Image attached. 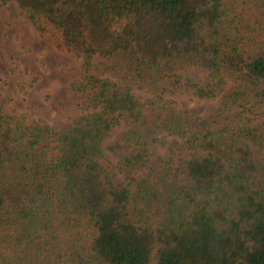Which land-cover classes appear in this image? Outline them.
Segmentation results:
<instances>
[{"label": "trees", "instance_id": "obj_1", "mask_svg": "<svg viewBox=\"0 0 264 264\" xmlns=\"http://www.w3.org/2000/svg\"><path fill=\"white\" fill-rule=\"evenodd\" d=\"M13 1L81 57V74L79 112L59 127L0 105V264H264V28L251 23L262 12ZM184 90L217 111L164 98ZM118 127L105 149L119 184L102 163Z\"/></svg>", "mask_w": 264, "mask_h": 264}, {"label": "rangeland", "instance_id": "obj_2", "mask_svg": "<svg viewBox=\"0 0 264 264\" xmlns=\"http://www.w3.org/2000/svg\"><path fill=\"white\" fill-rule=\"evenodd\" d=\"M236 7L245 16L258 12L264 16V0H237ZM251 23L255 28H264L261 19L253 18ZM43 26L39 29L26 19L15 1L0 0V105L7 111L59 127L79 112L71 83L80 78L81 57L58 45L55 30L50 25ZM189 73L199 76L202 70L190 69ZM137 94L145 95L142 90H137ZM164 98L195 116H208L218 109L216 99L198 98L187 90L165 94ZM253 111L259 120H264V97L253 103ZM121 129H113L102 144V163L118 184L121 175L105 147Z\"/></svg>", "mask_w": 264, "mask_h": 264}]
</instances>
